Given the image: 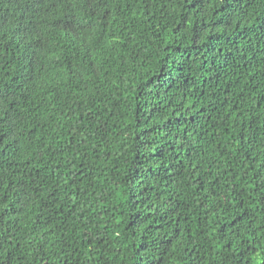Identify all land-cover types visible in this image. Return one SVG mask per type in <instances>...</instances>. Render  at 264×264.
Returning a JSON list of instances; mask_svg holds the SVG:
<instances>
[{"label": "trees", "instance_id": "obj_1", "mask_svg": "<svg viewBox=\"0 0 264 264\" xmlns=\"http://www.w3.org/2000/svg\"><path fill=\"white\" fill-rule=\"evenodd\" d=\"M0 264H264V0H0Z\"/></svg>", "mask_w": 264, "mask_h": 264}]
</instances>
